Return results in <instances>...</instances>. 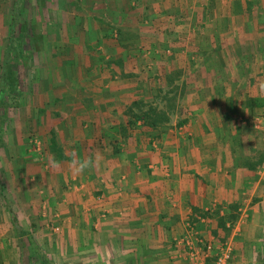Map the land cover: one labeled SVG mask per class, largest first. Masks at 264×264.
<instances>
[{
  "label": "crops",
  "instance_id": "obj_1",
  "mask_svg": "<svg viewBox=\"0 0 264 264\" xmlns=\"http://www.w3.org/2000/svg\"><path fill=\"white\" fill-rule=\"evenodd\" d=\"M79 1L99 38L124 35V28L141 38L140 25L149 41L175 32L181 41L169 60L191 67V80L177 82L190 88L177 100L184 127L129 122L133 102L147 100L155 84L151 74L167 67L160 60L153 67L149 57L158 44L142 40L141 50L105 44L98 49L105 57L100 67H81L69 87L68 79L57 83L65 84L68 103L59 114L65 159L53 162L49 155L44 165L36 152L29 160L18 153L24 145L18 127L9 132L16 134L10 145L16 155L5 149L0 158L12 180L4 196L15 202L17 226L31 230L55 264H199L185 238L192 232L214 241L217 219L233 210L248 216L231 237L230 264H255L258 248L264 261V126L253 124L264 119V0ZM160 16L172 21L161 33L152 24ZM137 53L152 72L138 74L130 65ZM117 61L126 77L113 66ZM15 229L2 201L0 264L18 261ZM192 245L198 246L195 237Z\"/></svg>",
  "mask_w": 264,
  "mask_h": 264
},
{
  "label": "rangeland",
  "instance_id": "obj_2",
  "mask_svg": "<svg viewBox=\"0 0 264 264\" xmlns=\"http://www.w3.org/2000/svg\"><path fill=\"white\" fill-rule=\"evenodd\" d=\"M133 8L140 7L136 4ZM14 9L15 0H0V75L5 65V61H3L5 53H3V50L5 47L7 49L9 44L11 25L15 14ZM86 9V6H83L79 0H21V11H18L20 15L18 20H16L14 35L15 49L11 53L9 64L6 65V68H11V71L13 70L15 73V83H12V85L14 84V89L17 93L12 95L14 96V102L9 101V106L0 108V114H5L0 152H5V149H7L10 152L9 156L15 157L16 148L15 150L10 149V145L14 144L16 134H10V130L14 128L15 131V128L18 127V133L21 136L19 139L23 140L22 142L20 140V142L25 145L20 151L18 149L19 154H26L27 158H30L29 160L34 161L32 157L37 156L36 152L41 153L38 158L44 159L40 161L44 165L47 164L49 155L54 158L53 162L65 159L60 158V156L64 155L62 147L63 137L62 132H60L64 118L59 114H61V110H66L64 108H66L65 105L67 106L68 103L63 98L65 96V94L63 95L65 84L57 86V83L65 82L68 79L67 87H69V79L78 78L81 67L92 66V70L95 71L96 62L100 67L105 61V57L103 58V54L99 53L98 49L105 44L109 45V48L111 45L126 46L127 44H134V46L139 48V44H144L142 40L148 44H158L157 48L153 49L152 55H149L153 67L157 60H160L170 68L162 67L158 70V73L153 72L151 74L152 76L154 75L155 79L153 78V82L155 84L146 90L148 91V95L146 94L148 96L147 100L133 102L129 109V122L133 124L141 123V125L151 127L149 124L157 120V122L155 121L157 126L159 124L174 125L176 123L178 128L184 127L183 121H177L176 119V112H181L182 108H179L180 105H178L177 100L185 96L186 89L190 90V88H186L187 85L180 86L179 83L181 80H184V82L191 80L189 78L190 74L188 75L191 72V67L190 61H188L189 65L185 70L176 68V64L169 60L170 58L174 61L177 53L173 49L175 44L181 41L177 38L178 36L175 35V32L169 38H164L158 34L152 42L149 41V33L139 24L141 29L138 31L140 36H142L141 38L136 35L128 37L126 33L133 32L125 28L122 30L124 35L116 33L117 36L112 37L110 35L107 36V39L99 38L95 28H92V23L96 22L87 23L85 20ZM158 19L154 20L152 24L155 23L157 25L159 33H161V29L168 26L167 23L169 25L172 24V21L167 22L161 16ZM149 23L146 26L147 28L152 27L151 22ZM172 28L175 29V27ZM132 40H134L133 43H131ZM184 40L190 41L188 38ZM143 55L144 53L132 54V58H135L133 59L134 62L135 60L137 62L135 64L130 62V65H135L134 67L137 69L138 74H147L153 71V67L151 68L150 65L148 66L149 63L147 64L144 61ZM178 55L190 56V54L181 53H178ZM87 57H91L93 62L86 60ZM139 59L143 63H139ZM118 62L117 64L114 63L115 65L113 64V66L117 67L118 73L126 77L124 70L120 72L121 68L124 69V65L122 66ZM167 62H170L173 66H170ZM159 72H161L160 75ZM134 74L137 75L136 73ZM188 86L190 85L188 84ZM57 87L60 91V96L62 92V98L57 97V99L54 96V94L58 93L56 91ZM181 87L183 90H180ZM7 91H10V88ZM17 94L19 95L17 96ZM3 99L8 102V95L5 94ZM245 122L246 120L244 119L243 123ZM253 124L255 127L264 126V119L256 118ZM6 127L7 129L4 130ZM182 131L184 132L185 130ZM152 138L156 140L154 136ZM1 165L0 158V184L3 186L4 192L9 195V190L13 188L12 180H8L7 176L3 175L4 170ZM38 165L40 164H37V168L39 167ZM38 179L40 178L36 177V180ZM9 198L8 206L15 205L14 200L11 197ZM1 202L2 200L0 199ZM216 215L219 216V214ZM225 216H220L217 219L220 233L214 234L215 238L212 243L217 247L230 244L234 251L231 237L237 223L241 218L242 221L247 218L248 214L232 210ZM233 217L236 218L234 219ZM221 220H224V222L220 223ZM30 231L28 232L29 234L31 233ZM254 253L256 257H254L253 263L262 264L264 261L261 259L262 255L259 248L254 249ZM16 258H18L16 264L23 263L20 249ZM29 258L30 254L28 253L24 264L28 263Z\"/></svg>",
  "mask_w": 264,
  "mask_h": 264
},
{
  "label": "trees",
  "instance_id": "obj_3",
  "mask_svg": "<svg viewBox=\"0 0 264 264\" xmlns=\"http://www.w3.org/2000/svg\"><path fill=\"white\" fill-rule=\"evenodd\" d=\"M14 11H15V14H14L13 22L11 25L10 40H9V44L7 46L5 57L3 60L5 61V65L3 67V72L0 75V108H2L3 106L6 107L7 105L9 106L10 105L9 101L14 102V99H13L14 96L12 95L13 94L16 95L17 93V91L15 92L14 84L12 85V83H15V80H14L15 73L13 72V70L11 71V68H8V67L6 68V65L9 64L11 53L15 49V44H14L15 36L14 35H15V28L17 24L16 20H18L19 15H20V12L18 13V11H21V0H16ZM9 88H10V91H7ZM5 94L8 95V102H6L3 99ZM18 95L19 94H17V96ZM4 121H5V114H0V148L2 146V141H3L2 135H3V122ZM155 121L157 122V120H154L153 121L154 123L152 122L149 125L151 127H156L157 123ZM64 157H65L64 155L60 156V158H64ZM3 189H4L3 186L0 184V199L4 203H6L7 210L11 213L13 225L17 229V235L19 237L18 246L21 252V261H23L22 264H24V261L26 259V254L28 253L30 254V258L28 259L27 264H55L52 258L45 252V250L41 246H39V244L36 242L34 237L31 234L24 231L22 228L17 226L16 216L7 204L8 202L6 200V197L4 196ZM233 218L235 219L236 217H233ZM223 222L224 220L220 221V223H223Z\"/></svg>",
  "mask_w": 264,
  "mask_h": 264
},
{
  "label": "built area",
  "instance_id": "obj_4",
  "mask_svg": "<svg viewBox=\"0 0 264 264\" xmlns=\"http://www.w3.org/2000/svg\"><path fill=\"white\" fill-rule=\"evenodd\" d=\"M193 237L197 241V247L194 249L192 246ZM185 243L190 247V258L199 264H208L211 258V264H230L232 260V245L226 244L224 246H215L212 242L202 240L197 233H192L185 238Z\"/></svg>",
  "mask_w": 264,
  "mask_h": 264
}]
</instances>
